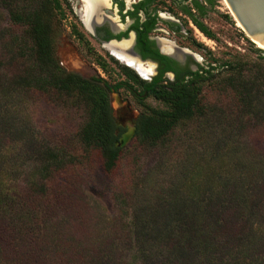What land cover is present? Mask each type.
I'll use <instances>...</instances> for the list:
<instances>
[{"label": "trees", "instance_id": "trees-1", "mask_svg": "<svg viewBox=\"0 0 264 264\" xmlns=\"http://www.w3.org/2000/svg\"><path fill=\"white\" fill-rule=\"evenodd\" d=\"M60 3L30 0L20 5L19 0H0L8 16L0 56V260L4 264H264L263 153L244 155L238 163H219L215 170L193 167L183 173L181 186L171 179L165 185L163 176L132 172L131 178L110 184L113 200L124 210L118 214L119 227L128 235L118 236L110 227L114 235L106 237L109 228L104 220L109 216L86 194L83 182L93 162L106 176L122 163L123 146L117 140L124 129L114 122L109 93L126 82L110 85L101 77H83L60 66L51 28V12L59 10ZM193 3L204 17L215 0ZM190 10L186 8L193 15ZM192 17L212 38L204 22ZM221 66L226 70L218 72L215 88L241 121L234 128L236 135L252 140L253 133L264 129V66L228 62ZM213 68L187 71L166 82L163 69L144 82L122 68L167 106L139 115L134 125L138 148H160L180 120L209 113L202 85ZM225 71L233 75L223 78ZM257 98L262 101L260 110ZM40 100L61 107L64 117L83 108L85 118L72 133L55 129L57 118L41 130L22 117L26 106ZM243 143L250 152L256 149L250 141Z\"/></svg>", "mask_w": 264, "mask_h": 264}, {"label": "rangeland", "instance_id": "rangeland-1", "mask_svg": "<svg viewBox=\"0 0 264 264\" xmlns=\"http://www.w3.org/2000/svg\"><path fill=\"white\" fill-rule=\"evenodd\" d=\"M30 0H19V4L27 3ZM39 2V0H35ZM61 1V0H60ZM67 2V5L65 4ZM158 8L167 6L165 0L160 1ZM61 8L51 12L54 39V53L57 62L67 71L78 73L83 77H101L110 85L117 82H126L131 85L138 94H141V87L138 80L139 76L120 60L111 56L101 45L89 38L87 32L81 25L75 8L79 6L78 0L61 1ZM182 18V17H181ZM183 20H185L183 18ZM200 20L208 27L213 37L209 38L202 34L189 23H185L189 28L190 36L196 44H189L187 39H182V44H177L191 53H194L200 63L206 68L213 69L210 76L202 85V92L208 96V114L202 117H191L182 119L175 131L168 136L167 143L162 147L148 150L138 148L137 139L134 135V125L141 114H147L151 109H166V104L155 99L151 94L138 96L122 87L117 91L109 93V102L112 109L114 122L118 128L124 129L118 138V144L123 146V160L117 172L112 176H106L95 162L87 168L83 186L86 194L96 200L109 218L104 220V224L109 228L107 238H112L111 228L118 236L128 235L125 228H120L121 224L118 214L124 212L119 208L111 196V185L115 182L131 178L134 174L143 176L152 173L155 177H165L167 181L173 180L179 186L183 184V173L188 172L193 167L200 166L217 169L228 162H239V157L244 155H263L264 154V129L253 133L252 140L256 149L251 151L247 146L248 136L243 138L237 136L234 128L241 124L237 121L227 97L219 95L220 91L215 88V82L219 78V73H223L226 67L223 63L232 65L240 63L247 66L254 63L264 66V47L255 44L244 33L236 20L229 12L223 0H215L214 6L208 7L204 17ZM8 24L6 10L0 7V56L2 54V28ZM172 36V34H170ZM126 67L135 75L138 80H134L128 72L122 68ZM230 67V65H229ZM219 72V73H218ZM222 77L230 76L229 71H225ZM235 73V72H234ZM148 77V76H147ZM220 99V100H219ZM258 109L260 110L262 101L257 98ZM61 107L50 105L47 101L40 100L36 104L26 106L22 115L29 122L36 124L37 128L44 129L45 126L55 123V129H64L67 133H72L74 129L84 120L85 111L77 108L75 115L64 117ZM54 118V119H53ZM239 117H237L238 119ZM16 129V125H14ZM54 129V130H55ZM263 153V154H262ZM133 172V173H132ZM111 184V185H110ZM112 219V226H110ZM128 263H132L130 257ZM0 264H4L0 260Z\"/></svg>", "mask_w": 264, "mask_h": 264}, {"label": "flooded vegetation", "instance_id": "flooded-vegetation-1", "mask_svg": "<svg viewBox=\"0 0 264 264\" xmlns=\"http://www.w3.org/2000/svg\"><path fill=\"white\" fill-rule=\"evenodd\" d=\"M92 1L87 19L82 21L78 14L81 7V2L78 0L79 6L75 8V11L81 25L89 38L101 45L114 58L116 56L111 53L112 51L122 56H131L144 63H150L152 70L149 75H141L125 64L139 76L140 80L150 82L160 69H163L161 77L166 82V80H174L176 76L185 74L187 71H201L206 68L198 61L194 53L177 45L184 42L182 39H187L189 44H196L185 23L188 22L189 26L199 30L192 16L200 20V10L193 5V2L199 3L201 0H165L168 4L163 8L166 10L158 8L161 0ZM98 2H100L99 5ZM65 4L67 5V2ZM187 7H191L190 11L193 15L186 11ZM119 44L127 49H122ZM181 51H185V54H181ZM122 87L134 95H148L147 89L141 86V94H138L127 83L119 88Z\"/></svg>", "mask_w": 264, "mask_h": 264}, {"label": "water", "instance_id": "water-1", "mask_svg": "<svg viewBox=\"0 0 264 264\" xmlns=\"http://www.w3.org/2000/svg\"><path fill=\"white\" fill-rule=\"evenodd\" d=\"M224 1L229 12L239 23L244 33L255 42L264 46V0ZM181 54H185V51H181Z\"/></svg>", "mask_w": 264, "mask_h": 264}, {"label": "bare ground", "instance_id": "bare-ground-1", "mask_svg": "<svg viewBox=\"0 0 264 264\" xmlns=\"http://www.w3.org/2000/svg\"><path fill=\"white\" fill-rule=\"evenodd\" d=\"M224 1V0H223ZM81 2V7L79 9V15L82 21H86L87 16L90 12V8L89 6H91V4L93 3L92 0H80ZM225 2V1H224ZM98 5L100 4V2L97 3ZM226 4V3H225ZM227 6V5H226ZM237 22V21H236ZM238 23V22H237ZM86 24V22H85ZM239 25V23H238ZM240 26V25H239ZM241 27V26H240ZM251 41H253L255 44H257L260 47H264L263 45H261L260 43L255 42L254 40H252L250 38ZM119 46L122 49H127V48H123V46L121 44H119ZM109 47V46H108ZM130 47V46H129ZM128 47V48H129ZM167 48V47H166ZM110 50V47L108 48ZM114 56H116V58L118 60H120L121 62H123L124 64H128L130 67L134 68L136 71H138L141 75H149V73L152 70V65L150 63H144L141 62L139 60H136L135 58L131 57V56H122L119 55L117 52L112 51L111 52ZM178 54V52H177Z\"/></svg>", "mask_w": 264, "mask_h": 264}]
</instances>
